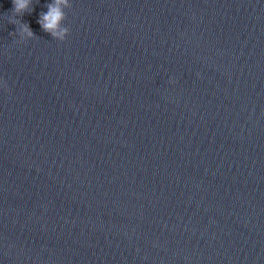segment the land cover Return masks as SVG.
<instances>
[{
	"label": "clouds",
	"instance_id": "obj_1",
	"mask_svg": "<svg viewBox=\"0 0 264 264\" xmlns=\"http://www.w3.org/2000/svg\"><path fill=\"white\" fill-rule=\"evenodd\" d=\"M13 8L10 10L12 16L9 17V23L16 26L15 32L10 35L18 36L20 41H27L35 38V34L27 22H23L21 17L25 13H31L34 9L32 7V0H12ZM70 0H53L52 3L46 4L47 12L40 13L38 23L43 31L49 33L52 39L64 41L69 35V28L64 26L63 22L66 20V8H71ZM19 17V19H17ZM7 90V83L3 84Z\"/></svg>",
	"mask_w": 264,
	"mask_h": 264
}]
</instances>
